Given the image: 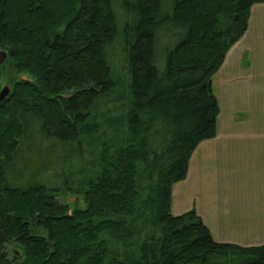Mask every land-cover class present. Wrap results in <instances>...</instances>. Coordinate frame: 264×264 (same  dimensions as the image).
Instances as JSON below:
<instances>
[{"label": "trees", "instance_id": "1", "mask_svg": "<svg viewBox=\"0 0 264 264\" xmlns=\"http://www.w3.org/2000/svg\"><path fill=\"white\" fill-rule=\"evenodd\" d=\"M263 2L0 0V41L38 75L0 102V264H264V244L172 212L216 133L213 76ZM69 147L88 167L70 186L52 160ZM69 190L85 208L58 200Z\"/></svg>", "mask_w": 264, "mask_h": 264}, {"label": "crops", "instance_id": "2", "mask_svg": "<svg viewBox=\"0 0 264 264\" xmlns=\"http://www.w3.org/2000/svg\"><path fill=\"white\" fill-rule=\"evenodd\" d=\"M219 105L216 133L202 140L199 167L213 157L221 195H208L200 171L199 189L210 207L199 210L213 238L240 246L264 244V2L251 7L248 26L215 72ZM193 159V158H192ZM212 162V159L208 161ZM179 183L172 188V212L181 208ZM210 190V189H209Z\"/></svg>", "mask_w": 264, "mask_h": 264}, {"label": "rangeland", "instance_id": "3", "mask_svg": "<svg viewBox=\"0 0 264 264\" xmlns=\"http://www.w3.org/2000/svg\"><path fill=\"white\" fill-rule=\"evenodd\" d=\"M53 9L54 8L48 11H51L50 13H52ZM12 17L13 19L15 18L14 14L11 15L10 18ZM8 48V45L0 41V49H5L8 52ZM22 68L23 67L18 66L16 61L9 56L8 52V58L6 62L0 67V91L6 86L12 89L13 85L16 82L27 81L34 83L36 81V79L38 78L37 73L30 72L28 71V69ZM35 159H31L26 162L25 166H27L29 169L24 171L26 173H19V171L14 172L11 176L12 181H17V176L20 174L25 175L24 178H28V176L33 174V170L36 169L37 163ZM211 159L212 162L209 163L208 161H210ZM211 159L207 158L200 168L198 148L194 150L189 160L187 175L184 179H181L179 181V183L181 182V184H179L178 192L181 195L182 209H195L198 213L199 210H204L210 207L209 203H207V201L205 200V193L200 192L199 189L200 175H202L200 174L201 170L203 171L202 180H204L205 188L207 189L206 193H208V195L212 198L219 197L221 195V189L218 187V185L220 184H217L214 181L215 168L213 164V157H211ZM52 160H54L55 164L58 165L56 168V174L61 178L62 184H68L70 186L71 178L75 179V182L77 183V175L81 174L84 176L87 174L88 167L86 163L83 162L82 159H78L74 155L71 147L56 152L54 154V159L52 158ZM57 198L61 203L68 205L70 212H72L75 208H85L86 206L84 196L80 194H74L73 192H71V190L63 191V194H58Z\"/></svg>", "mask_w": 264, "mask_h": 264}, {"label": "water", "instance_id": "4", "mask_svg": "<svg viewBox=\"0 0 264 264\" xmlns=\"http://www.w3.org/2000/svg\"><path fill=\"white\" fill-rule=\"evenodd\" d=\"M8 58V52L5 49H0V66L6 62ZM11 89L6 86L4 87L1 91H0V102L6 98L8 96V94L10 93ZM16 253H18V251H16Z\"/></svg>", "mask_w": 264, "mask_h": 264}, {"label": "flooded vegetation", "instance_id": "5", "mask_svg": "<svg viewBox=\"0 0 264 264\" xmlns=\"http://www.w3.org/2000/svg\"><path fill=\"white\" fill-rule=\"evenodd\" d=\"M4 63H5V62H4ZM4 63H3V64H4ZM3 64H2V65H3ZM2 65H1V66H2Z\"/></svg>", "mask_w": 264, "mask_h": 264}]
</instances>
